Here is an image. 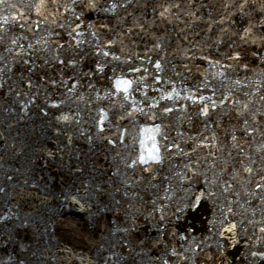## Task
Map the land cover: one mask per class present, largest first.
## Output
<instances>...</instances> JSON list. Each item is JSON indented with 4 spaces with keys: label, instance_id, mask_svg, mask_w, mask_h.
Here are the masks:
<instances>
[{
    "label": "water",
    "instance_id": "water-1",
    "mask_svg": "<svg viewBox=\"0 0 264 264\" xmlns=\"http://www.w3.org/2000/svg\"><path fill=\"white\" fill-rule=\"evenodd\" d=\"M0 24V264H264V0H3Z\"/></svg>",
    "mask_w": 264,
    "mask_h": 264
},
{
    "label": "snow or ice",
    "instance_id": "snow-or-ice-1",
    "mask_svg": "<svg viewBox=\"0 0 264 264\" xmlns=\"http://www.w3.org/2000/svg\"><path fill=\"white\" fill-rule=\"evenodd\" d=\"M0 2H3V0H0ZM94 5L91 4V2L89 3V7H92ZM13 19H15V17H13ZM4 23H7V18H5ZM3 27V24H0V28ZM77 27H79V25H77ZM247 31V30H246ZM13 43H15V41H13ZM103 55L107 56L109 55L108 52H104ZM25 63H27V61H25ZM156 67L159 68L160 64L159 62H157ZM97 69L98 70H102L100 65H97ZM31 69H29L30 71ZM131 85V81L127 80V79H116L115 83H114V87L116 89L117 92L123 91V93L125 94V99L128 98V90L129 87ZM169 98H171V94H169ZM199 99L203 100L204 97H200ZM213 107H215V105L213 104ZM165 111H171V109H165ZM208 111V107L207 105H205V107L201 110V114H207ZM60 119H64L67 120L68 117L63 116L60 117ZM105 117L103 115V113H101L100 119L98 121V123L101 125L100 127V131H103V121H104ZM159 131L158 126L155 128H141L140 129V140H139V154L136 156L135 159L132 160V163L129 164V167H132L136 164H141V165H145V164H150V163H156L159 162L161 157H160V149L159 146L157 144L156 141V137H155V133H157ZM112 141H109V143H111ZM147 170V169H145ZM250 171V169H249ZM260 185H257V187H259ZM0 191H3V189H0ZM264 230V229H262ZM255 255V254H254Z\"/></svg>",
    "mask_w": 264,
    "mask_h": 264
}]
</instances>
